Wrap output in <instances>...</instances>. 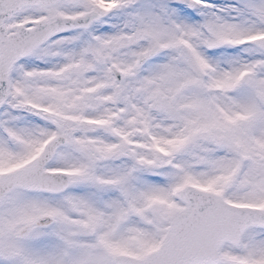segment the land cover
<instances>
[{
  "label": "snow or ice",
  "instance_id": "snow-or-ice-1",
  "mask_svg": "<svg viewBox=\"0 0 264 264\" xmlns=\"http://www.w3.org/2000/svg\"><path fill=\"white\" fill-rule=\"evenodd\" d=\"M0 264H264V0H0Z\"/></svg>",
  "mask_w": 264,
  "mask_h": 264
}]
</instances>
